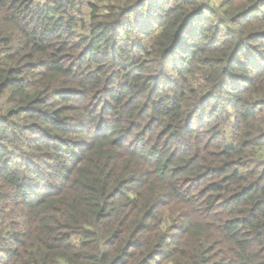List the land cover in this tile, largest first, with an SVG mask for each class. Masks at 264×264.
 Segmentation results:
<instances>
[{
	"label": "trees",
	"instance_id": "16d2710c",
	"mask_svg": "<svg viewBox=\"0 0 264 264\" xmlns=\"http://www.w3.org/2000/svg\"><path fill=\"white\" fill-rule=\"evenodd\" d=\"M0 264H264V0H0Z\"/></svg>",
	"mask_w": 264,
	"mask_h": 264
}]
</instances>
